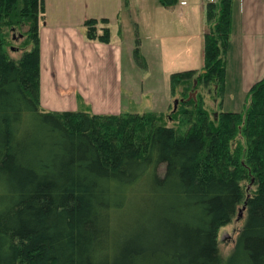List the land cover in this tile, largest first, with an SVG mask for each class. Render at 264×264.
Segmentation results:
<instances>
[{"label": "trees", "instance_id": "1", "mask_svg": "<svg viewBox=\"0 0 264 264\" xmlns=\"http://www.w3.org/2000/svg\"><path fill=\"white\" fill-rule=\"evenodd\" d=\"M232 2L220 0L209 15L216 22L198 79L219 87ZM43 9V0H0V264H264V77L244 114L207 118L185 134L150 115L45 110ZM97 24L86 22L88 38L109 42ZM23 27L14 57L13 33ZM239 138L245 163L240 144L238 156L230 150ZM243 206L244 225L223 256L219 230Z\"/></svg>", "mask_w": 264, "mask_h": 264}, {"label": "rangeland", "instance_id": "2", "mask_svg": "<svg viewBox=\"0 0 264 264\" xmlns=\"http://www.w3.org/2000/svg\"><path fill=\"white\" fill-rule=\"evenodd\" d=\"M143 3L142 6H132V16L138 21L142 20V26L138 24L140 25L139 29L132 27L129 36L125 39L124 46H122V109L119 111L121 115H150L147 118L149 121L174 126L179 133L185 134L194 126L206 128L205 120L207 118L209 121L218 124L223 113L231 111L244 114L249 107L254 84L249 89L241 86L239 61L235 51L231 54L228 62V74H225L224 83L220 84V87L216 86L214 81L205 82L203 78L198 80L199 75L206 71L205 34L210 32L216 22L215 17L209 16L214 12L212 7L207 8L206 15L207 21L212 22V24L210 23L212 26L208 27L204 36L203 34L199 36L198 28L202 22V13L197 14L196 17L191 16L190 21L184 22L176 18L174 5L165 6L161 0H143ZM100 12L101 7L95 5L84 6L80 10L82 16L86 14L88 17L98 16ZM166 16L169 17L168 20L164 19ZM155 17L158 20L153 22L151 19H155ZM152 22L154 25L156 24V27H151L150 23ZM25 31L26 27H23L13 33L16 39L13 40V46L9 48V51L14 57H18L22 53L20 50L23 40L21 35ZM181 32H186V35L184 36ZM122 39L124 40L123 37ZM202 39L203 45L200 46ZM117 40L121 41V39ZM183 40L187 42V45L192 46L191 53L182 54L181 49L178 50L180 53L176 51L175 46ZM166 43L169 45V52L164 51ZM86 54L84 53V56ZM92 55L94 56V59H91L93 68L89 69V63L83 64V66L86 71L93 70L92 74L97 73L98 68H100L101 77L97 75L95 82H99L101 79V86L93 82L91 102L86 101L85 97H81V95L73 97L74 100L66 97L67 101L61 97L59 101L55 97H47V99L42 97L43 106L56 110L62 108L63 105H70L77 108L76 110L90 113H95L101 106V114H112L110 113L113 112L111 110H117L118 107L113 104L114 97H110L112 73L107 72L104 67L101 69V62L97 61L94 53L90 52L89 58ZM77 56L79 55L74 54V57ZM189 58L193 59L189 62ZM82 63L86 62L82 61ZM189 69L193 70L191 75L185 74L184 72L189 71ZM195 80L197 81L196 85ZM69 93L68 91V95ZM177 100L179 102L176 105ZM116 104L118 105L117 102ZM204 116L206 117L202 119ZM239 139L234 140L232 144L230 143V150L233 153L236 152L237 144H240L242 151L239 159L245 163V159H247L245 153L246 139ZM238 153L236 152L237 156ZM245 174L246 177H243L241 184L246 188L247 193H251L256 190L255 180L252 178L253 175L250 176L251 173L249 174L247 169H245ZM245 218L243 211L242 217H239L238 213L232 222L220 228L219 248L223 256H228L233 250Z\"/></svg>", "mask_w": 264, "mask_h": 264}, {"label": "crops", "instance_id": "3", "mask_svg": "<svg viewBox=\"0 0 264 264\" xmlns=\"http://www.w3.org/2000/svg\"><path fill=\"white\" fill-rule=\"evenodd\" d=\"M43 1L44 9L43 13H41L39 29L41 45V105L42 97L46 99L47 97H55L59 101L60 97L65 99L68 97L74 100L73 97L81 95V97H85L86 101L91 102L93 98L90 97L93 88L91 86H94L93 82L96 81L97 75L101 77L100 68L95 74H92L93 70L89 72L84 69L83 64L86 65L88 63L89 69L93 68L91 59H94V56L92 55L89 58L90 52H92L98 59L97 61L101 62V69L104 67L107 72L110 71L112 73L110 79L112 92L110 90V97H114L113 104L118 108L117 110H111L113 112L110 113L119 114L122 109V46H124L125 39L129 36L131 28L136 29L137 27L139 29L140 25L142 26V20L138 21L132 16V6L144 5L143 0L139 2L136 0ZM219 2L220 0H176L174 4L176 18L186 22L190 21L189 18L191 16L196 17L197 14L202 13V22L198 28V35L203 34L204 36L208 27L212 26L210 25L212 22L209 23L206 19L207 8L212 7L214 13H216V11L218 12ZM138 3L141 4L138 5ZM89 5L100 6V14L93 17H88L86 14L82 16L80 14L81 7H88ZM91 18L98 20V35H102L105 28L109 29V42L88 38L86 22ZM164 19L168 20L169 17L166 16ZM164 19L162 18V21ZM151 20L156 22L158 18L155 17V19L152 18ZM153 22L150 23L151 27H156ZM181 34L185 36L186 32H181ZM117 39H121V41ZM202 45L203 39L200 43V46ZM165 48L164 51L169 52L168 43H166ZM175 48L177 52L181 49L182 54L192 52V46L190 44L187 45L185 40L178 42ZM234 51L239 61L241 86L249 89L253 84L260 81L264 75V0H233L230 42L225 58L226 75L228 74V62ZM84 53H87L86 56H84ZM74 54L79 56L74 57ZM192 59L189 58V62ZM82 61L86 63H82ZM201 62L200 65L202 64ZM95 83L101 86V79ZM68 91L70 92L69 95ZM99 92L101 95V88ZM99 98L101 99V97ZM42 107L49 111L77 109L70 105H63L61 106L62 108L56 110L43 105ZM98 109L95 113L101 114V106Z\"/></svg>", "mask_w": 264, "mask_h": 264}, {"label": "water", "instance_id": "4", "mask_svg": "<svg viewBox=\"0 0 264 264\" xmlns=\"http://www.w3.org/2000/svg\"><path fill=\"white\" fill-rule=\"evenodd\" d=\"M196 83H197V81L195 80V85H196ZM193 95H194V93H193ZM195 96V95H194ZM190 97H192L191 95H190ZM178 100L176 101V105L178 104ZM246 209V206H243L240 210H239V217H242L243 216V211Z\"/></svg>", "mask_w": 264, "mask_h": 264}]
</instances>
